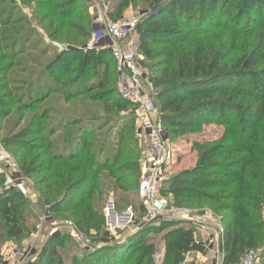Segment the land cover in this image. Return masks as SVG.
<instances>
[{"label":"trees","instance_id":"16d2710c","mask_svg":"<svg viewBox=\"0 0 264 264\" xmlns=\"http://www.w3.org/2000/svg\"><path fill=\"white\" fill-rule=\"evenodd\" d=\"M79 1L19 0L23 6L34 4L36 8L45 10L43 16L49 20V29L57 18L59 23L55 30L63 28L58 25H65L64 18L72 15ZM129 1L152 9L139 19L134 32L137 34V54L146 70L149 69V78L157 90L156 103L162 123L166 127L191 132L213 123L224 128L217 142L192 143L199 152L197 162L191 170L172 175L166 188L164 185L162 195L166 191V195L172 197V204L183 208L190 201H207L208 209L223 229L221 264H235L247 251L264 252V0H112V19L120 17L121 8ZM14 9L13 4L6 14L1 13L0 32L14 24L11 15ZM78 20L88 19L78 15ZM10 30L14 38L6 39L10 42L4 45L10 50L9 59L15 57L16 46L33 35L31 29L19 33L14 25ZM90 35L92 37V32ZM88 36L89 30L84 27L78 29L75 38L86 40ZM65 37L67 40L71 38L69 34ZM213 39H216L214 47ZM244 42L249 43L244 45ZM157 45L162 47L158 49ZM246 46L250 47L248 52L245 51ZM69 51L63 50L54 57L46 73L52 65L62 63ZM86 51L82 65L89 66L95 58L98 63H103V60L111 63L117 83L115 60L110 52L96 46ZM69 60L68 67L72 62ZM7 66L10 63L3 65ZM104 66V78L99 83L101 88L110 84L109 66ZM5 68H2L4 73L7 71ZM3 72L0 70V75ZM1 82L0 79V90H7ZM78 94L80 91L75 93ZM12 97L6 91L0 95V110L18 102H14ZM38 100L36 102L40 103ZM114 103L120 110L128 105L135 108L121 96ZM45 118L43 114L31 124L38 129L25 128L1 142L27 151L42 150L36 159L32 157L27 163L23 162L21 169L26 175L47 173L36 181V185L49 211L70 212L76 217L74 224L79 229L78 213L83 215V219L96 223L99 219L93 197L96 190L99 192L101 189L99 172L104 174L106 183H110L115 191L130 190L133 180L139 178L138 151L122 145L121 132L111 156L105 155L103 159L95 154L89 156L85 154L89 141L82 121L72 119L74 121L63 126L59 123L50 127L45 135L41 128ZM56 131L61 132L63 149L69 153L57 152L51 147L49 139ZM28 136L34 138L27 141ZM41 156H47L46 164L42 161L37 163ZM2 182L0 174V185ZM136 185L137 190L138 183ZM17 196L18 200H15ZM19 196L20 193L14 189L3 186L0 189V230L3 234L0 235V243L7 238L19 239L24 235L27 207ZM159 222L171 228L166 233L163 264L169 260L178 263L189 252L202 253L205 250L203 245L194 242L193 227L174 220ZM136 234L133 232L128 240ZM128 249H131L130 253L137 247L131 245ZM40 252L41 260L37 256L29 264H52L58 255L51 239ZM82 252L87 253L86 256L90 254ZM45 253L47 261L43 262ZM152 256L153 253L147 252L133 264H155ZM125 258L127 255L120 252L107 251L104 257L96 258L93 263L123 264ZM84 260L75 258L73 262L91 264ZM61 262L57 256V264Z\"/></svg>","mask_w":264,"mask_h":264},{"label":"rangeland","instance_id":"374dc122","mask_svg":"<svg viewBox=\"0 0 264 264\" xmlns=\"http://www.w3.org/2000/svg\"><path fill=\"white\" fill-rule=\"evenodd\" d=\"M13 1L14 7H16L11 14L12 21H14L13 25L18 28L19 33L28 32L31 29L33 35L25 38L23 44L17 45L14 49L15 57L9 59L7 56L10 50L6 49L4 45H8L10 42L6 39L14 38L10 30L13 25L9 26L3 33L0 32L1 72L5 68L3 65L10 63V66L5 68L7 71L0 75L1 83L6 85L7 90L5 91L12 94L13 101H18L0 110V142L2 139H10L11 136L25 128L38 129V126H32L31 124L36 123L43 114L46 115V118L42 120L41 128L45 135L49 133L48 130L54 125L60 123L63 126L74 121L72 119H79L85 126L86 139L89 141L85 154L89 156L95 154L102 159L105 155L111 156L114 152L112 149L116 147L117 136L122 132V145L133 147L134 150L138 151L137 158H134L138 163L140 177V159L146 138L138 132L137 109L128 105L120 110L115 105L114 102L118 101L120 94L111 63H107L105 60L102 61L103 63H98L95 58L89 66L82 65L84 64L83 58L88 52L86 50L94 46L90 35L92 32V14L87 5V0L79 1L78 7L72 12V15L67 19L64 18L65 25H58L63 27L59 30L54 29L56 24L59 23L57 18H54V23L49 29V20L43 16L45 10L36 8L34 4L29 7L21 5L19 0ZM13 4L9 0L0 2V15L3 12L6 14ZM113 6L114 3L112 4V10ZM151 10L140 3L129 1L121 8L120 16L128 12H134L139 14V19H142ZM78 15L86 17L88 20L79 21ZM84 27L89 30V36L86 40L75 38L78 29ZM65 34H69L71 38L67 40ZM132 38L137 40L136 32H133ZM212 42V46H216V39H213ZM242 42L243 39L240 38V43ZM248 43L244 42V45ZM161 47V45L156 46L158 49ZM68 49L70 51L63 57V62L52 65L46 73V68L54 57L63 50ZM78 49H81V51ZM249 50L250 47L246 46L245 51L248 52ZM94 56L96 57V54ZM68 60L71 62L69 67ZM105 64L109 66L110 84L105 88H101L99 83L104 78ZM1 91L0 95H3L5 91ZM77 91H80V94L75 95ZM101 98H106V100L103 101ZM107 98L110 100H107ZM37 100L40 103H37ZM32 103H35L34 106ZM123 103L124 101H122ZM162 125L166 133V142L172 151L171 160L163 171V183L166 188V183L172 175L182 170H191L197 162L199 152L192 143L194 141L202 143L217 142L224 128L213 123L203 125L197 132H191L190 130L183 131L166 127L163 123ZM67 127L74 128V126ZM33 138V136H28L26 140L31 141ZM65 138L67 137L65 136ZM49 142L55 151L69 153V151L63 149L64 142L60 131L53 132ZM1 145L4 153L13 158L15 166L10 169L0 167V174L3 177L0 189L3 186L14 189L15 192L18 191L20 193L19 197L22 198L27 207V211L25 213L26 230L23 237L19 239L7 238L0 243V264H13L12 261H6L2 257V253L6 251H18L21 254L28 251L29 256L25 264H29L37 256L41 260L40 255L42 253L40 251L50 239L56 247L57 256L62 261L61 264H74L73 260L75 258L79 260L86 259L84 261H90L91 264H94V260L104 257L107 251L127 255L123 264H133L147 252L153 253L151 260L155 264H163L166 233L171 228H167L159 220L150 221L144 218L140 207V198L136 190L139 178L133 180V186L130 187V190L125 192L115 191L110 183V185L106 183V178L100 171L98 175L101 189L99 192L96 190L93 197L94 208L98 212L96 217L99 220L96 223L94 221L91 223L83 219L81 213H78L77 217L81 222L79 229L74 224L77 220L76 217H73L70 212L49 211V206L44 203V198L37 192L39 187L36 185V181L46 172L26 175L21 169L23 162L27 163L32 157L36 159L42 150L27 151L20 147L4 145L2 142ZM47 159V156H41L37 163L42 161L43 164H46ZM126 175L123 174L122 176ZM163 194L168 202L172 204V197L166 195V191ZM14 199L18 200V196ZM109 203L114 205L117 212H122L128 206H131L133 219L130 221L127 218H121L119 224L108 222L105 214ZM184 205L185 208L201 210L208 212L211 216L213 215L207 207L206 200L190 201ZM67 221L72 222V227L68 226ZM184 225L194 228L192 224L185 223ZM73 228L76 233H73ZM216 230L217 234L223 232V229L219 226L216 227ZM133 232H137V234L133 236L132 240H128ZM197 232L196 229L195 234ZM0 235H3L1 230ZM82 241L86 242V247L82 245ZM131 245L137 247V249L130 252L132 255L129 253L131 249H128ZM203 246L206 248L208 246L207 242ZM82 251L90 253L89 256H86L87 253ZM260 253L264 260V252L260 251ZM186 255L178 263L169 260L166 264H190L187 262L189 257ZM57 256L53 258L54 263L52 264H57ZM217 256L221 255L217 252ZM144 259V263H146V256ZM151 260L147 263H150ZM42 261H47L46 253Z\"/></svg>","mask_w":264,"mask_h":264},{"label":"built area","instance_id":"2783aa9c","mask_svg":"<svg viewBox=\"0 0 264 264\" xmlns=\"http://www.w3.org/2000/svg\"><path fill=\"white\" fill-rule=\"evenodd\" d=\"M92 14V42L96 47L107 49L115 60L117 83L120 96L132 103L137 109L138 132L146 141L142 147L140 159V177L137 194L146 220H177L192 224L198 232L206 225V218L201 210L177 207L169 203L162 195L164 188L163 171L168 166L172 151L166 142V133L162 125L161 114L156 103L157 90L137 54V43L132 38L134 28L139 21V14L128 12L118 19L111 17L112 0H87ZM13 158L4 153L0 142V167L13 168ZM107 221L119 224L121 218L132 220L131 206L124 211H115L112 203L106 209ZM123 216V217H121ZM69 227L72 222L67 221ZM66 224V225H67ZM73 233L76 230L73 228ZM196 244H205L195 234ZM83 246H87L82 241ZM29 252L6 251L2 257L13 264H25ZM191 264V261L188 260ZM186 264V263H184ZM235 264H264L260 251H247Z\"/></svg>","mask_w":264,"mask_h":264},{"label":"crops","instance_id":"0c3cea01","mask_svg":"<svg viewBox=\"0 0 264 264\" xmlns=\"http://www.w3.org/2000/svg\"><path fill=\"white\" fill-rule=\"evenodd\" d=\"M206 218V225L201 231L197 232L201 240L207 242V247L202 253L189 252L188 260L191 264H221V256H217V230L219 225L217 218L211 216L208 212L202 211Z\"/></svg>","mask_w":264,"mask_h":264},{"label":"water","instance_id":"95a60500","mask_svg":"<svg viewBox=\"0 0 264 264\" xmlns=\"http://www.w3.org/2000/svg\"><path fill=\"white\" fill-rule=\"evenodd\" d=\"M179 222L177 220H174ZM217 252L219 255H223V232H218L217 234Z\"/></svg>","mask_w":264,"mask_h":264},{"label":"bare ground","instance_id":"6f19581e","mask_svg":"<svg viewBox=\"0 0 264 264\" xmlns=\"http://www.w3.org/2000/svg\"><path fill=\"white\" fill-rule=\"evenodd\" d=\"M121 217H123V216H121Z\"/></svg>","mask_w":264,"mask_h":264}]
</instances>
